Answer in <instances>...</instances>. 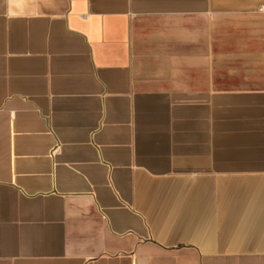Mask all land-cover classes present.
<instances>
[{
  "label": "crops",
  "instance_id": "0c3cea01",
  "mask_svg": "<svg viewBox=\"0 0 264 264\" xmlns=\"http://www.w3.org/2000/svg\"><path fill=\"white\" fill-rule=\"evenodd\" d=\"M264 0H0V264H264Z\"/></svg>",
  "mask_w": 264,
  "mask_h": 264
},
{
  "label": "built area",
  "instance_id": "2783aa9c",
  "mask_svg": "<svg viewBox=\"0 0 264 264\" xmlns=\"http://www.w3.org/2000/svg\"><path fill=\"white\" fill-rule=\"evenodd\" d=\"M261 10H263V11H264V5H262V6H261Z\"/></svg>",
  "mask_w": 264,
  "mask_h": 264
}]
</instances>
